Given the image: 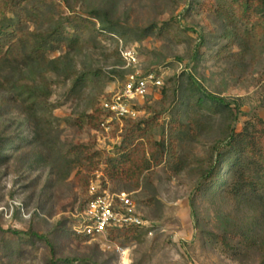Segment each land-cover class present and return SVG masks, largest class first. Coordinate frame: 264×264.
<instances>
[{"label": "rangeland", "instance_id": "1", "mask_svg": "<svg viewBox=\"0 0 264 264\" xmlns=\"http://www.w3.org/2000/svg\"><path fill=\"white\" fill-rule=\"evenodd\" d=\"M24 3L32 17L24 29L46 31L61 21L82 46L49 48L46 56L59 61L46 81L44 68L26 66L20 49L0 67V264H53L55 257L83 260L77 264H264V219L250 226L251 245L241 237L252 223L251 204L208 191L228 137L264 120V45L249 38V26L229 17L224 0ZM149 73L163 84L136 101L135 118L104 116L103 101L130 75ZM193 80L228 107L212 112L192 104ZM14 82L20 88L6 87ZM138 122L148 130L135 155L145 152L148 163L132 177L110 161L121 158ZM97 175L111 191L131 193L150 226L79 234Z\"/></svg>", "mask_w": 264, "mask_h": 264}, {"label": "trees", "instance_id": "2", "mask_svg": "<svg viewBox=\"0 0 264 264\" xmlns=\"http://www.w3.org/2000/svg\"><path fill=\"white\" fill-rule=\"evenodd\" d=\"M25 0H0V67L11 56L15 49H20V57L26 66H33L35 63L44 68L41 79L46 81L47 72L58 69L59 59H49L46 52L49 48H59L64 46L71 50L81 49V39L75 31H69L63 22H59L54 27L46 31L26 30L24 24L32 17L25 7ZM229 6V17L237 22L249 26V38L253 37L264 45V0H224ZM12 13L13 16H8ZM96 13V12H95ZM97 14H99L97 12ZM105 16H107L105 14ZM68 24L73 25L74 18L66 17ZM106 29V27H104ZM110 30H114V25H110ZM16 86L17 82L7 85V88ZM189 89L193 98L192 104L199 107H206L215 112L221 107H228V102L215 94L208 92L198 81H191ZM37 94L29 93L30 99H35ZM104 116L108 113L103 109ZM178 122V121H177ZM148 128H143L142 123H134L130 132L131 139L126 143L127 149L119 160H111L110 164L114 171L126 172L129 170L132 177L141 174L146 169L148 159L138 158L135 151L139 146L145 144L144 138ZM149 142L156 146H164V142ZM144 150V149H143ZM219 168L215 178L211 180L208 191L214 197L225 196L251 204L253 215L252 223H248L246 231L241 233V237L249 244L256 242V235L250 231V226L257 220L264 219V120L258 118L254 123H247L241 132H233L227 139L225 151L220 153ZM148 168V167H147ZM222 174V175H221ZM87 197L85 199V202ZM85 204V203H84ZM134 228V227H133ZM125 229H112L109 235L118 233ZM19 233V232H17ZM32 236L46 239L45 235L36 232L29 233ZM85 237H92L84 235ZM53 250V249H52ZM64 262L66 264H77L83 262L78 258H53V264Z\"/></svg>", "mask_w": 264, "mask_h": 264}, {"label": "built area", "instance_id": "3", "mask_svg": "<svg viewBox=\"0 0 264 264\" xmlns=\"http://www.w3.org/2000/svg\"><path fill=\"white\" fill-rule=\"evenodd\" d=\"M163 80L154 73L146 76L132 74L124 88L102 103L103 109L117 119L135 118L138 99L144 98L151 87L162 86ZM104 125V123H102ZM91 180L87 200L80 213L76 231L92 237H107L112 229L150 226L136 208L131 193L111 191L99 179Z\"/></svg>", "mask_w": 264, "mask_h": 264}]
</instances>
